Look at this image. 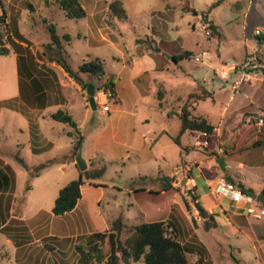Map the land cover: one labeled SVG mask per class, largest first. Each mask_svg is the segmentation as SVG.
<instances>
[{"label": "crops", "instance_id": "crops-1", "mask_svg": "<svg viewBox=\"0 0 264 264\" xmlns=\"http://www.w3.org/2000/svg\"><path fill=\"white\" fill-rule=\"evenodd\" d=\"M22 1L20 5L25 6L26 9L31 5L30 0ZM112 1L114 0H91L86 4L85 0H82L83 7L87 11V17L79 20L81 22L79 23L81 24V29L76 34L71 35L74 37V40L84 42L90 49L85 52L83 60L86 58H100L104 60L95 50L105 43H108L109 38L113 39L115 37L114 32L118 31L109 22H115L118 19L110 14L109 4ZM42 2L43 9L41 7L33 10L31 12L32 14H38L40 12H43V15L47 14L43 19H47L49 23H53L50 20V16L55 11H61L65 16L64 12L58 6L45 8L44 0ZM123 2L126 7L124 0ZM16 5L18 6V4ZM40 9L42 10L40 11ZM163 11L160 14L163 15V18L171 17L173 8L171 5H166ZM22 13L23 11L21 10L20 14L22 15ZM6 14L7 23L9 24L11 32H13L15 30L12 28V24L17 19L13 18L12 13L6 12ZM154 14L155 12L151 16V25L147 27L149 31L147 38L152 42L155 41V35L160 34L155 28L157 26L153 25L154 21H159L157 19L158 16ZM126 20H130L129 14ZM48 24L45 23L46 28ZM17 29L22 34L19 23L17 24ZM22 35L24 36V34ZM24 37L27 42H21L15 37L13 38L19 45V50L13 48L11 44H8L12 49L11 54L0 57V104L5 102L9 103L5 106H0V118L2 116H6V119L11 118L17 125L15 119L22 117L25 130L21 126H16L15 128L27 135L25 143L17 144L15 153L9 152L5 147L0 145V160L5 165L10 166L16 175L15 187L12 189L4 188L3 190L0 188V198L3 195L4 209L10 213L9 221L20 219L28 222V220L18 218L19 216L16 214L17 199L19 198V174L12 164L13 160L16 161L15 156L19 154L31 169L54 161L55 163L46 169L49 170L53 165L57 164V158H48L45 161L42 158L49 153H54L58 136L62 131L73 139L68 151L70 154H67V157L78 167L76 158L71 157L76 140L70 133L75 132V130L67 124L54 120L53 115L59 110L71 114L69 109L74 102L73 98H80L81 106L84 108L83 118L76 119L74 115H71L76 121L78 130L82 136L84 124L88 121L92 123L93 119H91L89 99L85 90L59 64L50 62L43 57L42 46L44 44H36L31 38ZM74 40L70 44H67L66 48L72 46ZM138 40H140V37L136 39V52L134 54H130V51L126 49V51H122L123 58L116 59L122 63V67L119 70L116 68L114 71L108 72L106 64L107 77L113 76L116 80V93L115 98L112 100V102H115V107L112 108L111 106V111L109 112L111 114L106 124H102L98 129L86 134L85 137L83 136L84 140L82 142L81 152L83 153L87 149L85 160L88 164V169L95 167L94 163L100 159L105 163L122 161L123 166L131 162L136 164L137 167L142 168L144 172H139L136 176H129L127 180H130V182L141 177H148L153 180L150 185H160L159 179L167 176L174 179L173 186L179 189L177 183L180 180L183 186L186 185L185 190L188 194L190 189H194L195 193L199 196V204L211 218V220H203L199 216L200 212L194 216L198 221V228L195 230L198 237L200 238V231L209 233L215 243L216 256L211 254L213 264L229 261L225 257L223 250L228 251L229 255L236 261L238 260L234 253L244 263L264 264V218L257 219L249 217L246 214L247 203H236L231 198L217 192L219 181L222 178L228 179V177H232L238 186H243L245 193L251 194L256 198L264 191V127L259 126L258 121L255 123L252 121L254 113L250 114L246 111V108L254 110L258 107L255 110L257 111L255 113L260 114L256 117L258 120L264 114V109L261 110L264 104V94L261 95L260 92H254L250 85H248L250 88L246 86L241 93L246 95V102H244L241 109L236 112H231V106H229L230 104L228 102L222 110L220 120H213L208 112L203 110L199 111V109L205 104H210L209 106L213 108L218 104L216 90L213 84L214 80L210 81L205 77L203 79H197L193 76L197 88H194L186 96V102L191 93H196L202 88L213 93V98H208L205 101H200L195 104L194 114L207 118L216 127V130L213 136H206L200 132H186L181 136V145H178L173 138L179 136L182 122L178 114L175 113H179L186 102L178 112L165 110L162 102L165 101L167 92L164 90L162 92V102L154 106L158 118H161L160 123L154 120L156 124L153 125L152 105H148L143 116L140 114L141 105L147 98L157 97L160 100L159 93L161 91L157 89L161 84L164 86V82L160 79L159 75L169 66V63H166V59L158 54L156 44L152 49L142 42L139 43ZM182 48L192 51L195 54L191 49L184 46ZM83 78L86 82L91 81V83L95 84V80H92L87 75H84ZM138 79L141 80L138 82ZM126 89H129L127 93L125 92ZM233 100L235 101L236 97L232 96L230 101ZM239 113L241 116L238 117V123L233 124L232 120L234 116ZM106 114L103 113L104 116ZM175 118L180 123L171 130L170 122L175 120ZM52 120L58 124L66 125V127H62L60 131L58 130V124L53 125L54 123H50ZM5 125V122H0V135L5 134ZM68 127L73 130H70ZM1 139L0 137V141ZM89 139L91 141L89 146L86 147V141ZM105 143L108 145L106 146ZM186 148L188 151H184ZM23 151H28L29 158H23L21 156ZM220 158H224L226 161V172L219 166ZM188 167L191 168L189 172H178V170ZM26 171L31 176L30 171ZM45 171L39 177L32 179L35 182L45 179L47 176L45 175ZM81 173L80 171V176ZM185 181L186 183H184ZM150 185L147 186L148 191L153 190ZM102 187L103 184L97 182V180L85 181L82 186V198L78 206L74 211L64 216L74 214L81 208L90 207L93 194L97 189ZM159 189L160 186H158L157 190ZM60 190L61 188L58 191L60 192ZM128 190L129 195H132L131 198L136 200L139 206H142L140 207L141 214H144L145 222L167 220L174 205H179L189 220L193 218V216H189V210L186 205L185 209L179 202L174 201L175 196L180 194L181 189L176 192L161 194L163 200L167 197L171 198L168 208L163 213L160 205L156 204L159 197H155L156 201L151 202L150 197L145 193L132 190L130 185ZM139 198H141V201ZM100 201L98 199L97 204L100 205ZM9 203L10 207H8ZM129 207H135L133 202ZM42 213V210L39 211L33 217V220L39 217L42 218ZM53 216L55 215L53 214ZM120 217L123 218L127 226L139 225L135 224V220L138 217L136 218L129 209L127 212L120 214L118 218ZM115 218L117 217L111 216V218L99 222L107 227ZM42 220L43 218L36 223L40 228L42 226ZM52 220L53 217L51 215L46 221L50 223L49 227L45 229L48 230V236L71 238L97 233V230H95L91 233L79 232L78 234L62 235L51 225ZM206 221H209L208 226L205 224ZM46 222L43 224L44 226ZM30 232H34L32 226L30 227ZM200 240L203 242L201 238ZM33 243L17 247L18 252L27 248V246H31ZM23 259L24 261L19 264H29L31 262L30 257L26 258L23 255L21 260ZM17 261L19 260L17 259Z\"/></svg>", "mask_w": 264, "mask_h": 264}, {"label": "rangeland", "instance_id": "rangeland-1", "mask_svg": "<svg viewBox=\"0 0 264 264\" xmlns=\"http://www.w3.org/2000/svg\"><path fill=\"white\" fill-rule=\"evenodd\" d=\"M31 6H21L22 0H0V15L4 12L13 14V18L17 19L12 24V28L15 30L19 23V28L22 34L27 38H31L36 44H46L50 42V34L46 28L44 19L47 14L43 15L41 12L38 14H32L33 10L38 8L43 9L42 0H30ZM91 0H85L88 4ZM126 3L127 11L130 20H118L115 22L109 21L113 24L118 31L114 32L115 37L109 38V42L105 43L95 52L102 57L107 64V71L112 72L116 68L119 70L122 67V63L116 59H121L122 51L129 50L130 54L136 52V39L140 37V41L152 49L155 44L156 49H160L159 55L163 56L166 63H169L166 69L160 73L159 77L164 82V86L161 84L158 86V91L167 92L165 101L158 99L157 97H149L140 108L141 116L144 115V111L148 105H152L151 113L153 114V125L155 121L160 123L161 118H158L154 106L163 104L165 110L174 112L180 111V108L186 102V96L197 88L193 76L195 78L203 79V77L214 80V88L218 99V104L213 108L208 104L202 106L200 110L206 111L212 116L213 120H220V116L223 108L228 104L231 112H236L241 109L244 102H246V95L241 94L243 88L248 85L254 90V92H260L264 94V41L260 43L259 37H257V31L260 30L264 33V0H224L221 5L211 10L208 14V21H204L203 14L207 13L209 8L220 0H124ZM13 2V4H12ZM18 4V6L16 5ZM166 5H171L173 8L172 16L163 18L162 12ZM19 7V8H18ZM22 15L20 14L21 10ZM40 9V11L42 10ZM186 9V11L184 10ZM153 12L158 16L159 21H154L153 25L156 30L160 32L159 35H155V41L152 42L147 38L149 31L147 27L151 25V16ZM154 14V15H155ZM15 15V16H14ZM50 16V15H49ZM50 20L57 26L58 33L63 36L66 33L76 34L81 29V22L79 20H71L66 18L61 11H55L50 16ZM211 22L217 27V32L211 28ZM7 34L9 39L14 38V32ZM113 31V30H112ZM151 34V33H150ZM14 40V39H13ZM186 47L195 52L193 59H183L179 63L170 60L168 56H172L173 51L178 48ZM69 57L68 61L74 70L82 64L83 56L85 52L90 49L86 44L80 40H74L72 46L67 48ZM97 55V56H98ZM200 56V61H196V57ZM43 58V57H42ZM89 59V58H86ZM224 71L229 72L228 79H222L220 74ZM217 72V73H216ZM237 81V83H235ZM97 90L100 89L101 83L95 79ZM245 85V86H243ZM250 88V87H249ZM129 89H126L127 93ZM72 92V90H71ZM87 94V91H85ZM165 92V93H166ZM70 97L71 94H69ZM236 97V100L230 101L231 97ZM88 97V95H87ZM73 98V97H72ZM131 98V97H130ZM69 112L76 117V119H82L84 116V108L81 106L80 98H73ZM89 99V97H88ZM115 102L111 103L112 108L115 107ZM222 104V105H221ZM258 106V105H257ZM258 108V107H257ZM254 110L246 108L252 116V121L257 122V118L260 114L255 113ZM90 115L93 122L88 121L84 124L82 133L85 137L86 134L93 132L106 124L111 113L103 115L102 109L98 107L94 111L91 107ZM248 109V110H247ZM264 109V104L261 110ZM149 110V109H148ZM150 112V110H149ZM240 113L234 116L232 120L233 124L238 123V117ZM249 118V117H248ZM247 119V117H246ZM155 120V121H154ZM247 121V120H246ZM0 122H5V134H1L2 138L0 145L5 147L9 152L15 153L17 144L25 143L27 135L21 133L16 126L25 128V124L22 117L15 119V122L10 119H6V116L0 118ZM50 123L57 125V122L53 120ZM171 130L178 125V119L171 121ZM58 130H62V127L66 125L58 124ZM50 126V125H47ZM70 130L72 128L68 127ZM25 130V129H24ZM73 139L67 136L61 131L56 142V150L54 153H49L43 156L42 160L48 158H57L55 165L49 170L45 171V179L35 182L30 175L27 174L26 169L18 162L12 161L18 171V199H17V216L28 220L26 226H32L34 232H31L33 244L27 246L18 252L17 245L13 240L8 238L7 235L0 233V264H19L22 256L26 258L30 257L31 262L29 264H77L78 254L74 249V245L78 242V237H71L68 242H64V247H59L56 244V250L54 252H48L45 250V238L48 237L45 230L49 227L50 223L46 222L52 215L53 220L51 225L60 234L71 235L80 233L96 232H108L111 230L112 223L118 219L119 215L130 212L138 219L135 220V224H141L145 222L144 214H141L142 206H139L136 200L132 199L129 195L130 180L129 176H136L139 172H144L136 164L128 162L126 166H123L122 161H114L111 163H105L103 160L95 162V167L100 168L107 164V171L104 177L97 182L103 184L102 188L96 190L91 198L90 207L81 208L74 214L55 217L53 216V207L55 200L59 193V188L67 186L70 182L78 180L80 178V171L78 167L70 161L67 157L70 143ZM76 140V139H75ZM90 139L86 141V147L89 146ZM107 146L108 144L105 143ZM176 147V146H175ZM85 152H80L83 159H85ZM23 158H29L28 151H23ZM154 170V169H151ZM28 186H31L29 190ZM153 190H157L159 184L150 185ZM177 187L181 189L180 194L175 196V200L179 202L185 209V200L191 201L188 192L185 190L186 185H182L180 180L177 183ZM100 199V205L97 204V200ZM167 197L165 200H160L156 204L160 205L162 213L168 208L169 200ZM141 201V198H139ZM96 202V204H95ZM133 202L135 207H129ZM43 211L41 217L43 218L41 228L36 223L42 219L37 218L33 220V217L41 210ZM90 209V210H89ZM143 209V208H142ZM189 210V209H188ZM189 216H195L199 213L195 205H192L191 210L188 211ZM128 214V213H126ZM49 215V216H48ZM116 216L109 226H104L101 220ZM32 219V220H31ZM30 220V221H29ZM124 221V220H123ZM46 225L44 226L43 224ZM101 223V224H100ZM126 225V223L124 222ZM37 227H36V226ZM132 226H128L130 228ZM129 231H124L122 238L127 237ZM200 238L206 244L211 254L216 256L214 241L209 233L200 231ZM60 240L65 238H59ZM40 240V241H38ZM106 243V242H105ZM104 243V244H105ZM225 252V257L229 261L216 264H248L240 260V257L234 253L236 260L229 255V252ZM17 259L19 261H17ZM36 260V261H34ZM196 260V257H192V263ZM137 264H144L143 261ZM254 264V263H249Z\"/></svg>", "mask_w": 264, "mask_h": 264}, {"label": "trees", "instance_id": "trees-1", "mask_svg": "<svg viewBox=\"0 0 264 264\" xmlns=\"http://www.w3.org/2000/svg\"><path fill=\"white\" fill-rule=\"evenodd\" d=\"M223 1L220 0L214 3L208 12L203 14L205 22L208 21V14L211 10L221 5ZM44 6L45 8L58 6L64 12L66 18L71 20H81L87 17V11L83 7L82 0H44ZM109 8L110 14L115 18L119 20L128 19V12L123 0L112 1L109 4ZM184 10L186 11V9ZM44 22L46 24L49 23L47 19H44ZM210 25L217 32V27L212 22ZM9 30L11 29L7 23V14L4 12L0 15V57L11 54L12 49L8 44H11L17 50L20 49L15 40L13 38L9 39L7 36L10 32ZM47 30L50 34V42L42 46L43 57L50 62L59 64L83 90L87 91L91 84V81L86 82L83 78L84 75H87L92 80L97 79L101 83L100 89L109 90L112 98H115L116 80L113 76L107 77L106 62L100 58H89L82 62L78 70H74L68 61L69 54L66 49V45L70 44L74 37L71 34L61 36L54 23H49ZM14 36L21 42H27L17 28ZM257 37H259L260 43L264 41V33L257 34ZM138 42L141 43L140 40ZM194 56L195 54L192 51L184 50L183 48H178L172 54L173 61L176 63L183 59H193ZM140 80L138 79V82ZM159 96L162 100L163 93L160 92ZM208 98H213V93L202 88L196 93H191L181 111L175 113L178 114L182 122L179 136L173 138L176 144L181 145V136L186 132H200L206 134V136L215 134L216 127L207 118L194 114L195 104ZM7 104L9 103L5 102L0 104V106ZM53 119L67 124L75 130L70 135L76 139L71 152V157L76 158L84 140L78 130L76 121L71 114L63 110L55 113ZM184 151H188V149L186 148ZM15 159L26 170L30 171L32 178L39 177L55 163L51 161L31 169L19 154L15 156ZM106 171L107 164L100 168H90L82 172L78 180H74L63 187L56 199L52 211L53 214L55 216H64L74 211L82 198V186L85 181L100 180L104 177ZM151 182H153L152 179L141 177L132 180L130 188L137 192L145 193L150 197L151 202L156 201L155 197H159L158 201L162 200L161 194L163 193L179 191L173 186L174 179L171 177L164 176L159 179V190L148 191L147 186ZM15 185L16 175L14 170L0 160V188L2 190L4 188L12 189ZM28 188L30 189V186ZM251 192L253 191L251 190ZM189 196L191 201L185 200L184 202L187 209L191 210L192 205L199 203V196L194 189L189 190ZM10 203L8 207H10ZM4 207L2 195L0 198V232L7 235L18 247L32 243L33 239L29 227L25 224L26 222L20 219L9 221L10 213L6 212ZM199 216L203 220H211L203 208ZM197 228V219L193 217L189 220L179 205L172 207V212L167 220L144 222L130 228L124 224L123 218L120 217L112 223L111 230L108 232H97L78 237L79 241L74 245V249L78 254L77 264H137L141 261L144 264H213L209 249L195 233ZM124 231H129L125 239L122 238ZM69 240V238L60 240L58 237L48 236L45 238V250L54 252L56 250V244L54 243L63 248L65 246L64 242ZM192 257H196L193 263Z\"/></svg>", "mask_w": 264, "mask_h": 264}, {"label": "built area", "instance_id": "built-area-1", "mask_svg": "<svg viewBox=\"0 0 264 264\" xmlns=\"http://www.w3.org/2000/svg\"><path fill=\"white\" fill-rule=\"evenodd\" d=\"M260 34L261 31L256 32ZM196 61H200V57L195 58ZM222 79H228L229 72L224 71L220 74ZM98 107L102 109L103 113H109L111 111V102L113 100L111 92L105 89H99L95 96ZM258 125L264 127V114L259 118ZM206 135V134H204ZM190 167L180 169V171L189 172ZM217 192L231 198L236 203H247L246 214L252 218H264V204H262L258 198L251 194L245 193L236 183L230 182L227 178H222L217 185Z\"/></svg>", "mask_w": 264, "mask_h": 264}, {"label": "water", "instance_id": "water-1", "mask_svg": "<svg viewBox=\"0 0 264 264\" xmlns=\"http://www.w3.org/2000/svg\"><path fill=\"white\" fill-rule=\"evenodd\" d=\"M157 51H158V52H161L160 49H157ZM168 58H169L170 60H173V57H172V56H168ZM87 95H88V97H89V105H90V107H91L94 111H96V110L98 109V105H97V102H96V99H95V96H96V86H95L93 83H91V84L89 85V88H88V90H87ZM76 162H77V165H78V167H79V169H80L81 172H85V171L88 170V164H87L86 160L83 159V157H82L81 154H78V155H77V157H76ZM219 166H220V168H221L224 172L227 171L226 161H225L224 158H220V159H219ZM228 180H229L230 182H232V183H235V181L232 179V177H228ZM184 183H186V181H185ZM239 187H240L242 190H244V187H243V186H239ZM258 200H259L262 204H264V194H263V193L260 194V195L258 196ZM196 208L198 209L199 212L202 211L201 205H200L199 203L196 204ZM205 224L208 226V225H209V221H206Z\"/></svg>", "mask_w": 264, "mask_h": 264}]
</instances>
